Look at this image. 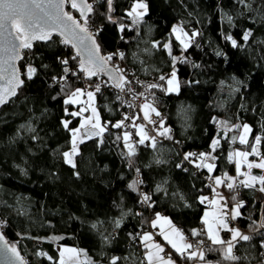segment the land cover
Returning <instances> with one entry per match:
<instances>
[{"label": "trees", "instance_id": "trees-1", "mask_svg": "<svg viewBox=\"0 0 264 264\" xmlns=\"http://www.w3.org/2000/svg\"><path fill=\"white\" fill-rule=\"evenodd\" d=\"M134 1L114 0L110 14L117 23H111L101 15L106 13L103 0H89L96 9L90 25L103 28L97 37L102 54L124 49V59L141 76L163 74L173 68L168 50L163 48L165 43H171L173 56L187 58L185 63H176L181 82L178 92L151 90L163 125L171 129L174 140H183L184 146L178 149L164 142L153 148L146 140L145 144L134 143L135 155L129 156L124 141L116 139L117 129L112 127L123 108L111 98L108 111L97 101L102 123L107 125L103 143L96 136L83 140L75 155L76 167L67 164L62 153L71 147V132L64 128L63 121H71L70 129L77 127L80 116L70 113L80 106L66 105L64 100L76 88H83L86 77L69 73L67 82H54V77L64 75L60 59H69L67 67L73 69L79 58L70 59L74 55L71 47L34 42L33 49L27 50L29 57L20 60L19 65L23 70L26 61L33 63L39 69L36 77L26 80L17 96L0 107L1 232L21 254L26 252L33 264H53L37 253L44 251L58 260V245L85 249L93 264H110L112 257L121 258L118 264H146V249L138 233L151 228L156 213L181 226L193 242L206 241L202 217L209 204H201L198 197L213 194V187L194 171L201 163L198 156L186 161L182 153L193 148L197 154L209 153L211 142L219 139L216 151L211 152L216 157L211 160L215 169L209 173L200 168L213 177L227 173L236 178L242 176L236 173L235 162L228 159L233 149L249 151L255 146L264 156V0H246L248 7L239 0H145L148 13L138 24L127 15ZM67 11L78 16L69 6ZM225 13L233 18L231 25L223 18ZM120 23L125 25L123 32L119 31ZM174 25H181L189 34L200 33L187 51L172 33ZM246 31L252 33L248 41L242 39ZM225 35H232L240 47L233 48ZM217 51L225 56H217ZM215 115L219 121L213 123ZM221 121L230 124L227 133ZM236 122L252 128L248 145L238 140L233 144L232 126ZM255 136L262 137L261 144L255 145ZM130 161L135 168L142 167L144 186L151 190L155 201L151 208H138L139 187L138 191L129 187L137 181ZM157 185L163 191H157ZM223 187L232 206L235 202L244 204L235 221L243 228L254 229L261 210L264 216V205L255 201L252 188L241 185L233 192ZM116 221H120L119 227ZM193 229L200 230L201 235L192 236ZM54 236L63 239L50 240ZM218 248L209 241L203 250L205 259L197 260L213 264L257 261L244 257L256 255L257 246L237 251L241 259L235 262L224 260ZM182 261L190 264L196 260Z\"/></svg>", "mask_w": 264, "mask_h": 264}, {"label": "snow or ice", "instance_id": "snow-or-ice-1", "mask_svg": "<svg viewBox=\"0 0 264 264\" xmlns=\"http://www.w3.org/2000/svg\"><path fill=\"white\" fill-rule=\"evenodd\" d=\"M240 3L247 4L246 0H239ZM103 3L106 4V13L103 15L109 22L117 23L113 19L112 13L114 11L113 3L114 0H103ZM66 6H69L71 9L79 13V18L74 16L72 12L66 11ZM148 4L145 0H136L135 4L132 7V10L127 13L128 17L132 18L133 24H138L143 21L144 16L148 13ZM96 14V9L89 0H0V105L8 103L9 99L17 96L18 89L22 88L27 81L33 80L39 69L31 62L26 61L23 67V70L17 67V61L24 60L25 57L22 55L24 50H32L34 47V42L42 41L46 44H62L67 47L74 49V55L70 57L71 60H77L78 58V71L73 70L67 65L69 64V59H60V63L64 65L63 73L61 77H54V82L64 81L67 82L68 74L71 73L73 76H78L80 73H83L84 76L88 79L92 77L99 76L100 74L108 75L109 79L114 81V86L119 88L121 92L125 90L126 86L132 84V81L127 80L123 74V69H120L118 66L113 65L109 67L110 62L114 57L119 59L124 58L123 52H115L109 54H102L101 44L98 42L97 37L103 31L102 26L97 25L93 28L90 25V16ZM226 22L231 25L233 23V18L227 13L223 17ZM125 25L123 23L119 24V31L123 32ZM172 33L175 34V38L183 46V50L187 51L194 42V38L199 36L200 33L192 32L189 34L184 30L181 25H176L172 28ZM252 35L251 31L244 32L242 39L248 41ZM55 37H59L58 40H54ZM224 39L231 42L233 48L240 47L238 41L232 35H225ZM154 47H158V44H154ZM163 48L168 50V54L172 60L173 70L166 77L165 75H160L159 80L165 81V85L159 83H151L147 85V90H152L156 88H161L165 92H178L181 86V82L177 76V70L175 65L177 62L185 63L187 62L186 57H177L172 55V46L171 43L163 44ZM217 56H225V53L217 51ZM41 67L46 68L47 65H41ZM194 67H199V65H194ZM107 83V82H105ZM191 83V82H189ZM239 83V82H238ZM63 91V88L61 89ZM101 91V84L97 83L95 85L94 91H86L83 88H76L72 91L68 99L64 100V103L67 104H78L81 103L80 97L87 96V101L84 103L87 104V107L81 108L79 111L70 113L71 116H81L83 112L91 109L92 115L86 117L82 120L80 127L78 128H69L71 124L70 120L63 121V126L65 129H68L71 132V150L62 153V156L65 162L71 165L73 168L76 167L73 157L78 154L79 143L83 142L81 136V129L86 127L90 128L91 132L88 136L91 139L93 136L100 137L99 143H103V133L107 131V125H102L100 122L99 113L94 106V100L96 93ZM128 91L132 92L133 89L128 87ZM138 96H144V93H138L134 95V99ZM147 100V97H145ZM132 107L131 104L128 105ZM67 111V109H65ZM143 119L147 120L149 123H156L152 120L151 113H155L156 116L161 114L151 103L142 104ZM139 118V117H136ZM132 119L131 117L125 116L124 119L112 124L113 128L121 129L124 127L125 121ZM221 123H226L221 121ZM132 127L138 128L136 135L139 136L138 143L145 144L146 140L151 141V147H156V137L149 136L148 132L145 130V125L132 124ZM158 128H162L163 131H158L159 136H166L168 139L172 137L169 135L170 129L165 128L163 125V120L158 125ZM235 129H241L242 133L238 136H233L231 138L233 143H236L237 140L241 145L249 144V134L252 132V128L248 124L243 125H233ZM131 132L123 133V140L125 146L128 149V155H135V145L131 142L132 138ZM117 140H120L121 137L117 136ZM262 137L255 136L254 143L255 145L261 144ZM219 139H214L211 142L210 148L211 152H215L219 146ZM209 153H194L189 152L184 156V159L187 160L189 157L198 156L201 160L200 164H197V167H204L208 170L209 173L213 172L215 169V164L207 163L208 160H214L216 157ZM249 156H261L260 151L257 147L251 146L249 151L236 150L232 153H229V161L235 162V169L238 176L247 177L244 180L239 181L237 184V178L224 174L223 177L216 176L214 178V183L217 186H225L229 191H235L237 187L243 186L246 188H255L257 184L260 185L259 191L264 193V175H254L252 174V169H261L264 170V157L261 158L260 162L249 161ZM160 161L157 160V163ZM131 165V161H130ZM246 165L247 171H241L242 167ZM179 167V165H178ZM139 173V169H136ZM79 175V173H76ZM227 181V183H225ZM143 183V181L137 180L133 181L129 187L133 191H138L137 185ZM211 187V186H210ZM157 191H163L159 185L156 188ZM213 193L215 194L214 198L209 200L208 196H199L198 200L201 204L205 202L210 203L215 206V211L211 214V219L209 218V212L204 213L202 223L206 226V235L207 240L211 242L212 245H218L219 250L223 253V259L226 261H239L240 256L236 255L234 249L236 243L239 241L250 242L253 239V236L246 235L242 233L238 228L230 226V221L236 220L241 216L240 209L244 207L243 202H235L233 207L230 210H227V201L225 198L216 191L215 188H212ZM142 199L139 201L141 204L146 205L148 208L153 206L152 204V195L147 193L141 194ZM232 200L236 201V196H232ZM223 201V203H221ZM156 218L151 222L153 228L157 227L160 221H164L170 226V231L174 234L175 238L163 231V225H161L162 231L160 235L163 236L164 240L171 245V248L175 250V253L178 254L181 258L186 260H204V251L201 250L200 245L204 244V240H200L197 243L189 242L188 238L184 233L172 225L171 220L167 217H163L160 213H156ZM116 226H120V221H116ZM93 228H96V225H92ZM260 228H264V223L260 225ZM224 231L230 234V238H223L220 233ZM255 231L260 236V246L264 248V232H260V229L257 228ZM140 235L141 240L144 242V247L148 249L145 253V259L147 264H177L175 260L172 259L171 255H160V253L165 252L164 247L159 243H150L153 241V234L145 232ZM192 236H200L201 231L193 229L191 232ZM63 239L60 236L51 237L50 240L58 241ZM105 242L108 241L107 237L103 238ZM0 258L5 260L7 264H26L23 257L20 255L17 250L16 245L10 244L7 240L4 239L3 233H0ZM208 250H213L209 248ZM66 253L68 254L66 256ZM81 254L87 255L83 249L77 248H61L59 252V259L54 260V258L49 255L47 252L40 251L37 253L38 256L46 257L47 260L53 261V264H69L70 261L79 260ZM120 257H112L110 264H118ZM85 264H93L89 259L86 260Z\"/></svg>", "mask_w": 264, "mask_h": 264}, {"label": "built area", "instance_id": "built-area-1", "mask_svg": "<svg viewBox=\"0 0 264 264\" xmlns=\"http://www.w3.org/2000/svg\"><path fill=\"white\" fill-rule=\"evenodd\" d=\"M118 51L124 53V49H119ZM22 55H24L25 58L29 57L27 50H24L22 52ZM113 65H116L120 69H123L124 70L123 74L126 77V79L132 81V84L129 86H126L125 90L123 92H121V90L119 88H116L114 86L115 82L110 80L108 75L103 74V73L100 74L99 76L92 77L91 79L85 78V79H83L84 81L82 83H83L84 89L93 90V91H94L95 85L97 83L101 84V91L96 93V97H97V101H98L99 106L103 107L106 111H108V109H109V102H110L111 98L114 101L120 103L121 107L123 108V111H122L120 119L118 121L124 119L125 116L132 118V119L126 120L124 127H122L121 129H117L116 134L121 137L122 141H124L122 138L123 133L124 132H131L133 134L132 138H131V142L137 143L139 140L138 135H136V133H135L137 128L132 127V124L134 123L136 125H140L143 123L146 126L145 130L148 132V134L156 137V144L168 142V143L174 145L176 148L181 149L184 146V141L183 140H181V141L174 140L172 131H170V133H169V135L172 137L171 139H168L166 136H159L157 134L158 131H163L162 128H158V125L161 122V119L163 120L162 115H160L158 117L155 115V113H152L151 118H152V120L156 121V123L152 124V123H149L147 120L143 119V111H142V104L145 102L153 103L156 106V104L154 102L153 92L151 90L150 91L147 90V85L151 84V83H159L162 85L163 81H160L158 79L159 76L165 75L167 77L171 73L173 68L170 71H166L163 74L151 72L148 76L145 77V76H141L139 73H137L135 71V69L132 66H130L128 64L127 60H125L124 58L119 59L117 57V59L111 61L109 64V66H113ZM175 68L177 70L178 67L175 65ZM73 70L78 71V66L73 67ZM105 82H107V83H105ZM128 87H131L133 89V91L129 92ZM141 92L144 93V96H138L135 99L133 98L135 94H138ZM145 97H147V100H145ZM129 104H131L132 107H129L128 106ZM136 117H139V118H136ZM218 120H219V117L217 115H215L213 117L212 122L215 123V122H218ZM237 124L242 125L240 122H236L234 125H237ZM165 128H167V127H165ZM232 130H233V133L235 134V136H238L242 133V128L241 129H235L232 126ZM181 152H183V150H181ZM191 152L195 153L196 150L193 148L191 150ZM182 155H183V159H184V156L186 154L184 155V152H183ZM262 157H264V156H255V157L251 158L249 161H254V162L258 163V162H260ZM186 161H189V159H187ZM194 166H196V165H194ZM130 167H132L135 170L136 180L143 181V183L138 184L139 192H140L139 200L137 202L138 208L139 209L146 208L147 206L144 204H141L139 201L142 199V196H141L142 193H147V194L152 195L151 190L149 188H147L146 186H144L145 181L143 180V178L140 174L142 167L140 165L137 166V168L140 170L139 173H137V171H136L137 168H135L133 164H131ZM185 167H186V169H189L190 166L188 164H185ZM194 171L196 173L202 174V177L206 180V183L208 185L212 186L216 190H219V192L223 195V197L227 201V206H228L227 210H230L232 208V204L230 203L228 193L226 192L225 189H222V188L220 189L217 185H215V183H214L215 177H213L212 175H208L207 173L203 172L201 170V168L200 167L198 168L197 166L195 167ZM245 171H247V167L245 168ZM254 171H258L260 173V175H262V174L264 175V170L254 168V169H252V174H254L253 173ZM225 183H227V181ZM237 184H238V181H237ZM259 187H260V185L257 184L255 188H252V193H253V197H254L255 201L263 206L264 205V193L259 191ZM211 195H212V193L209 195V197H211ZM154 203H155V201L152 199V204H154ZM205 203L207 204L208 202H205ZM262 223H264L263 210H261V212H260L259 218L256 221V226L254 229L243 228L235 220L230 221V226H234V227L238 228L242 233H244L246 235L253 236V238H255L257 240L258 244L260 245V239L261 238H260L259 234L255 231V229L259 228L260 232H264V228H260V225ZM2 225H3V221L0 220V227ZM179 228L182 229L181 226H179ZM147 231L148 230L143 229L138 234H143ZM149 231L155 235L156 241H158L164 247L165 252H163L162 255L167 254V255H171V256H176L179 259L184 260V258H181L178 254L170 251L164 242L160 241L159 235L156 232V228H153L151 226ZM220 234L225 239H228L230 237V234L227 232H224V231H222ZM138 239L140 241H142L140 238V235H138ZM188 240H189V242H192L194 244L197 243V242H193L189 237H188ZM208 243H209V241L206 240V241H204L203 245H200V248L202 251L205 249V247L208 245ZM25 250H26V248H25ZM260 255H261V259H262V264H264V248H262L261 246H260ZM21 256L25 260L26 264H33L34 263L31 259V257L28 254H26V252L21 254Z\"/></svg>", "mask_w": 264, "mask_h": 264}, {"label": "crops", "instance_id": "crops-1", "mask_svg": "<svg viewBox=\"0 0 264 264\" xmlns=\"http://www.w3.org/2000/svg\"><path fill=\"white\" fill-rule=\"evenodd\" d=\"M174 26H176V25H174ZM173 26V27H174ZM75 128H77V127H75ZM81 136H82V138H83V140H85V139H87L88 138V136H89V133H84V134H81ZM71 140H72V135H71ZM80 144V143H79ZM79 147V146H78ZM71 150V147H70V149L69 150H67V151H70ZM236 150H238V149H233V151L232 152H234V151H236ZM73 159H75V156L73 157ZM241 171H245V169H244V167H242V169H241ZM237 173V172H236ZM254 173V175H260V173L258 172V171H254L253 172ZM263 175V174H262ZM224 176V175H223ZM222 176V177H223ZM232 177H236L235 175L234 176H232ZM247 177H244V176H242L241 178H237V180H244V179H246ZM219 188H224L223 187V185H221V186H218ZM217 192H219L218 190H216ZM220 193V192H219ZM215 197H214V195H213V197H212V199H214ZM209 200H211V199H209ZM207 204H209V206L211 205L210 203H207ZM233 207V206H232ZM161 216H163V217H167L169 220H171L168 216H166V215H164V214H160ZM155 218H156V216H155ZM154 218V219H155ZM153 219V220H154ZM202 219H203V217H202ZM152 220V221H153ZM172 222V221H171ZM161 225H163V231L164 232H166V233H168L169 232V230H170V226L168 225V224H166L164 221H160V223L158 224V226L157 227H155L156 228V232L158 233V235H159V238H160V241H162V242H164L166 245H167V247L169 248V250L170 251H172V252H174L175 253V250L174 249H172L171 248V245L170 244H168L167 243V241H165L164 240V238H163V236L162 235H160V233H161V231H162V228H161ZM172 225H174L176 228H178V229H180L179 228V226L177 225V224H175V223H173L172 222ZM203 229L205 230V232H206V226L205 225H203ZM181 231H182V229H180ZM148 233H152V232H150L149 230L147 231ZM183 232V231H182ZM184 233V232H183ZM184 235L186 236V234L184 233ZM221 235V234H220ZM187 237V236H186ZM175 238V237H174ZM230 238V237H229ZM143 242V241H142ZM150 243H159L158 241H156V239H155V235L153 234V241H151ZM160 244V243H159ZM257 246V254L255 255V254H252L251 253V255L249 256L248 254H244V257L246 258V257H253V259H257V261L256 262H254L253 264H262V261H261V256H260V245L258 244V242H257V240L255 239V238H253L250 242H244V241H239L238 243H236V247H235V249H234V252L235 253H237V251H240L241 250V252H242V250L244 251V249H248L249 247L251 248L252 246ZM64 247H67V248H77V247H73V246H65V245H59V247H57V249H58V251L60 252V250H61V248H64ZM143 247H144V242H143ZM145 248V247H144ZM78 249V248H77ZM146 249V248H145ZM148 251V249H146L145 250V253ZM67 254V253H66ZM68 255V254H67ZM160 255H162V253H160ZM163 256V255H162ZM90 259V257L88 256V255H84V254H81L80 256H79V260L78 261H76V260H73V261H70V263H74V264H81V263H83V262H85L86 260H89ZM172 259L173 260H175L176 262H177V264H185L181 259H179L178 257H176V256H172ZM146 264H147V261H146ZM190 264H213L212 262H209V261H199V260H196V261H194V262H192V263H190Z\"/></svg>", "mask_w": 264, "mask_h": 264}, {"label": "rangeland", "instance_id": "rangeland-1", "mask_svg": "<svg viewBox=\"0 0 264 264\" xmlns=\"http://www.w3.org/2000/svg\"><path fill=\"white\" fill-rule=\"evenodd\" d=\"M135 2L136 1H134L133 2V4L131 5V7L129 8V10H128V12H130L131 10H132V7H133V5L135 4ZM146 2V1H145ZM78 17V16H77ZM82 88V87H81ZM84 89V88H83ZM86 90V89H85ZM86 91H93V90H86ZM66 99H68V97L66 98ZM87 96L85 95V96H82V97H80V101H81V103H78V104H75V105H79L80 106V108L79 109H73V112H76V111H79L81 108H83V107H87V104L86 103H84L85 101H87ZM151 104H153V103H151ZM94 106L96 107V109H97V111H98V113H99V117H100V122H101V124L103 125V123H102V118H101V113H100V109H99V107H98V105H97V99H96V96H95V100H94ZM153 106L156 108V106L153 104ZM157 109V108H156ZM158 110V109H157ZM152 114V113H151ZM92 115V112H91V109L89 108L87 111H85V112H83L82 113V115L80 116V122H79V125L77 126V128L78 127H80V124H81V122H82V120L84 119V118H86V117H90ZM143 124V123H142ZM243 124H247V123H243ZM249 125V124H248ZM221 128L224 130V132L225 133H227L228 131H229V129H230V124L229 123H222L221 125ZM90 132H91V130H90V128H88V127H86V128H84V129H81V134H84V133H89L90 134ZM138 132V128L136 129V132L135 133H137ZM149 136H151L150 134H149ZM138 139H139V136H138ZM216 139V138H215ZM238 150H240V149H238ZM248 159H249V157H248ZM207 163H213L211 160H209ZM217 176H221L222 177V175H217ZM221 194V193H220ZM213 195H214V197H215V194L213 193L212 195H211V197H209V195H207L208 197H209V199H212V197H213ZM222 195V194H221ZM223 196V195H222ZM215 198H218V197H215ZM221 203H223V201L221 202ZM215 211V206L214 205H210V206H208L206 209H205V212H209V214H210V216H209V218L211 219V214L213 213ZM204 212V213H205ZM203 217H204V215H203ZM169 235L170 236H172V238H174V234H172L171 233V231L169 230ZM57 247H59V245L57 246ZM84 250V252L87 254V252H86V250L85 249H83ZM88 255V254H87ZM66 256H67V254H66ZM69 264H74V263H70L69 262Z\"/></svg>", "mask_w": 264, "mask_h": 264}, {"label": "water", "instance_id": "water-1", "mask_svg": "<svg viewBox=\"0 0 264 264\" xmlns=\"http://www.w3.org/2000/svg\"><path fill=\"white\" fill-rule=\"evenodd\" d=\"M66 11H67V6H66ZM75 11V10H74ZM75 16V15H74ZM78 18H79V13H78ZM59 38V37H58ZM19 62H20V60L19 61H17V67L18 68H20V65H19ZM109 67H112V66H109ZM13 98V97H12ZM11 99V98H10ZM9 99V100H10ZM4 105V104H3ZM2 105H0V107H1ZM0 233H2L1 232V227H0ZM4 236V235H3ZM4 239L5 240H7L5 237H4ZM8 241V240H7ZM9 242V241H8ZM0 244H2V241H0ZM20 253V252H19ZM21 255V254H20ZM25 261V260H24ZM0 264H7V262L5 261V260H3L2 258H0Z\"/></svg>", "mask_w": 264, "mask_h": 264}, {"label": "bare ground", "instance_id": "bare-ground-1", "mask_svg": "<svg viewBox=\"0 0 264 264\" xmlns=\"http://www.w3.org/2000/svg\"><path fill=\"white\" fill-rule=\"evenodd\" d=\"M219 121V120H218Z\"/></svg>", "mask_w": 264, "mask_h": 264}]
</instances>
